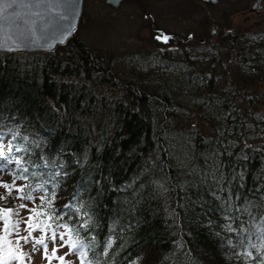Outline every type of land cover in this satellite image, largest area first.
Segmentation results:
<instances>
[{
    "label": "trees",
    "instance_id": "16d2710c",
    "mask_svg": "<svg viewBox=\"0 0 264 264\" xmlns=\"http://www.w3.org/2000/svg\"><path fill=\"white\" fill-rule=\"evenodd\" d=\"M204 21L192 38L211 39ZM217 40L163 54L171 81L154 86L116 79L78 37L0 53V150L29 170L3 181L33 197L5 209L64 229L83 264H264V33ZM103 86L121 94L109 108Z\"/></svg>",
    "mask_w": 264,
    "mask_h": 264
},
{
    "label": "rangeland",
    "instance_id": "374dc122",
    "mask_svg": "<svg viewBox=\"0 0 264 264\" xmlns=\"http://www.w3.org/2000/svg\"><path fill=\"white\" fill-rule=\"evenodd\" d=\"M256 1L216 0L212 3L209 0H124L115 10L106 5L105 0H84L82 18L73 37H78L84 47L88 48L93 56L100 58L107 68L111 67L110 74L113 73L116 79L135 82L137 76L146 84L154 81L151 84L154 86L159 83V76L156 77L158 74L164 75L166 72L168 83L171 81L172 74L163 54L174 52L177 46H184L183 49L187 50L189 55L196 56L202 49H206L205 52L209 51L207 48L214 50V46L218 45L217 38L223 34L234 31L249 37L264 33V0L258 4L261 9L257 13L243 14L247 13ZM205 19L210 20L208 31L211 33V39L200 41L201 39L195 37L189 41V37L196 34L198 26L205 22ZM155 30L159 31L158 34ZM213 30L216 34H213ZM157 36H167L173 41L165 43L162 39L158 40ZM193 43H197L200 48L192 50ZM206 55L210 57L209 54ZM104 89L103 86V92L97 94L102 98L101 102L109 108L112 100L120 98L121 94L112 90L106 92ZM259 111L263 112L264 106L260 107ZM96 112L93 110L92 120L100 124L104 113L97 112L96 115ZM197 125L204 132L208 129L207 123L199 122ZM182 149L183 153H188L184 145ZM4 163L0 161V166ZM8 168L10 169L8 166L0 170V185L5 182L2 171L5 169L9 172ZM13 186L10 195L0 186V197L4 198L0 199V210H4L0 211V236L5 232L6 222L7 229H13L15 232V238H0L2 242L7 243L0 242V264H83V256L80 255L83 250L78 246L75 249L71 247L72 242L64 229H50L43 220L38 221L39 227L35 230L27 228L24 221L29 217V205L25 203L13 200L15 205L5 209L8 199H12L13 195L18 193L16 189L20 188V185ZM21 204L26 205L25 209L20 207ZM29 231L32 235L24 242L21 237L27 236ZM53 231L57 234L55 243L51 239ZM60 235H64L63 242L59 239ZM41 237H44L48 245L47 253L42 245L34 243Z\"/></svg>",
    "mask_w": 264,
    "mask_h": 264
},
{
    "label": "water",
    "instance_id": "95a60500",
    "mask_svg": "<svg viewBox=\"0 0 264 264\" xmlns=\"http://www.w3.org/2000/svg\"><path fill=\"white\" fill-rule=\"evenodd\" d=\"M84 0H24V3L38 7L18 9L20 18L3 20L4 32L19 38L24 33V46L15 50L0 49V53H55L57 48L64 47L78 30L82 18ZM124 0H105V4L118 9ZM215 3L216 0H209ZM262 0L253 3L248 13H257ZM36 13H39L37 15ZM246 15V14H245ZM66 16V19H61ZM19 24V27L17 25ZM213 34L216 33L213 30ZM190 39V38H189ZM11 46V41H9Z\"/></svg>",
    "mask_w": 264,
    "mask_h": 264
},
{
    "label": "snow or ice",
    "instance_id": "6c2138e0",
    "mask_svg": "<svg viewBox=\"0 0 264 264\" xmlns=\"http://www.w3.org/2000/svg\"><path fill=\"white\" fill-rule=\"evenodd\" d=\"M39 5H31V4H26L24 3V0H0V49H4V50H15V49H18L20 47H23L24 46V40H23V37H24V33L21 32L19 34V38H14L12 35H9L7 33L4 32V24L2 23L3 20H6V19H9V18H16V19H19L20 18V12L18 11L19 8L21 7H24V8H30V7H38ZM37 15H39V13H36ZM61 19H66L67 17L66 16H61L60 17ZM17 27H19V24L17 25ZM157 39L158 40H163V42L167 43L168 40L170 39V37H167V36H157ZM9 41H11V46H9ZM9 152L12 151L11 148L8 149ZM17 152L21 151L20 148H17L16 149ZM0 159L4 160L5 163L4 165L0 166V170H2L3 168H6L7 165L9 164H13L15 163L16 165L20 166V171H21V174H24V173H27L29 170L28 168L26 167H23V163H22V160L21 159H16V160H12L8 157L5 156L4 154V151L3 150H0ZM14 179H19L21 177H17L14 175L13 177ZM25 179H27V177H23ZM2 187H4L7 191H8V194L10 195L12 190H13V185L12 184H3V185H0ZM17 192H20L22 193V195L19 197L20 199H24V200H32L33 197L31 195V192H25L24 191V188L21 187V188H17L16 189ZM55 194L53 193V196ZM0 199H4L3 197H0ZM45 199L44 196L41 197V200L43 201ZM21 208H25L26 205L24 204H21L20 205ZM0 211H4V210H0ZM29 211H32L35 215H39L40 213L37 212L36 210L34 209H30ZM245 211H247V209H245ZM251 214V213H249ZM33 219L32 216H29L25 221L24 223L26 224L27 228L29 229H32V230H35L36 227H39V225H32L30 223V221ZM51 219V217H50ZM57 219H59V217H57ZM17 224H19V221H17ZM46 227L48 228H51L52 225H47ZM61 227H64L66 228L67 225H61ZM5 230L7 231V222L5 223ZM43 231V229H42ZM65 234H69V233H65ZM32 235V232L29 231L28 232V235L27 236H24V237H21V239L24 241V242H27L29 240V238L31 237ZM51 239H52V242L55 243L56 239H57V234L56 232H52V235H51ZM59 239L61 240V242L64 241V235H60ZM17 243H19V240L17 241ZM34 243L36 245H42L43 246V249H44V252L47 253V249H48V245L45 243V239L44 237H41L39 239H36L34 241ZM78 246V244L76 242H72L71 243V247L73 249H75L76 247ZM82 246V245H81ZM109 247L111 246L110 243L108 245ZM253 247H255V245H253ZM55 251L56 249L53 250V255H55ZM81 256H84L86 255L85 253L81 252L80 253ZM46 258L48 259H51V257H47ZM63 258L61 257V260Z\"/></svg>",
    "mask_w": 264,
    "mask_h": 264
}]
</instances>
